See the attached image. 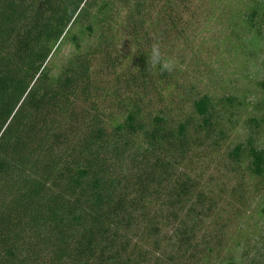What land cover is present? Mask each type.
I'll return each mask as SVG.
<instances>
[{
	"label": "trees",
	"instance_id": "16d2710c",
	"mask_svg": "<svg viewBox=\"0 0 264 264\" xmlns=\"http://www.w3.org/2000/svg\"><path fill=\"white\" fill-rule=\"evenodd\" d=\"M249 1L261 33L264 4ZM191 4L0 0V264L236 263L225 232L240 212L188 166L221 147L242 102L218 112L203 93L174 117L151 98L170 77L153 47L185 33ZM244 160L264 181L255 135L226 153L229 171Z\"/></svg>",
	"mask_w": 264,
	"mask_h": 264
},
{
	"label": "rangeland",
	"instance_id": "374dc122",
	"mask_svg": "<svg viewBox=\"0 0 264 264\" xmlns=\"http://www.w3.org/2000/svg\"><path fill=\"white\" fill-rule=\"evenodd\" d=\"M190 2L184 13L185 33L176 37L172 46L169 43L159 50L169 59L170 77L158 84L161 95L151 98L156 107L170 111L174 117L191 113L193 98L203 93L217 102L218 112L225 108L220 103L222 97L233 95L242 102L232 120L224 118L228 137L221 147L194 158V164L188 167L193 168L208 193L224 194L222 201L229 194L232 208L240 212L231 214L235 219L225 232L227 250L235 257V264H264V181L247 173L246 160L236 166V171H229L234 167L225 163L228 150L246 142L249 134L264 146V21L261 16L256 18L261 33L249 27L245 16L252 6L249 0ZM71 49L70 44L63 46L58 65ZM241 188L242 201L232 199L231 194L236 192V196ZM245 249L250 256L244 257Z\"/></svg>",
	"mask_w": 264,
	"mask_h": 264
},
{
	"label": "clouds",
	"instance_id": "9594fccd",
	"mask_svg": "<svg viewBox=\"0 0 264 264\" xmlns=\"http://www.w3.org/2000/svg\"><path fill=\"white\" fill-rule=\"evenodd\" d=\"M152 62L155 63H162L163 68L171 70V65L167 61H162L161 54L159 50L154 46L152 50Z\"/></svg>",
	"mask_w": 264,
	"mask_h": 264
}]
</instances>
